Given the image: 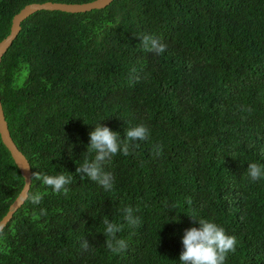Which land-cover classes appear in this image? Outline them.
Masks as SVG:
<instances>
[{
	"label": "trees",
	"instance_id": "1",
	"mask_svg": "<svg viewBox=\"0 0 264 264\" xmlns=\"http://www.w3.org/2000/svg\"><path fill=\"white\" fill-rule=\"evenodd\" d=\"M45 1L91 0H0V41L14 14ZM144 34L166 51H146ZM0 98L31 168L28 196L0 231V264H181L184 232L199 227L191 217L236 237L225 264H264V177L247 176L249 163L264 165V0L36 11L2 56ZM98 124L121 140L128 127L150 133L103 163L110 191L76 173L94 159L86 151ZM37 172L71 175L67 194L35 180ZM23 183L0 137V220ZM36 193L39 204L29 198ZM126 207L139 225L124 219ZM105 216L122 226L126 250L106 247Z\"/></svg>",
	"mask_w": 264,
	"mask_h": 264
},
{
	"label": "clouds",
	"instance_id": "2",
	"mask_svg": "<svg viewBox=\"0 0 264 264\" xmlns=\"http://www.w3.org/2000/svg\"><path fill=\"white\" fill-rule=\"evenodd\" d=\"M144 49L156 54H163L166 51L167 45L162 43L155 36L144 34L137 37ZM135 72V69L132 70ZM139 77H136L138 80ZM149 129L143 124L126 128L124 139H120L118 132L112 131L109 127L98 124L95 129L89 133V145L87 151L95 153L94 159H85L84 162L77 166L76 173L81 176V179H89L97 182L104 188L105 191H110L113 188L114 177L111 173L103 171V163L122 152L127 156L130 154V148H138L139 144L136 141H145L148 139ZM163 148L161 145H155L153 152L156 155L162 154ZM35 180L42 181V184L51 187L57 194L63 192L67 194L68 188L66 185L72 182L71 175L59 173L57 175H47L41 172L33 173ZM247 176L253 181H257L264 177V165L258 162L249 163L247 166ZM30 200L33 204H39L42 200V194H30ZM191 203V200L188 201ZM124 219L133 226L139 225L140 218L133 215L134 209L126 207L123 210ZM47 210L41 209L40 215H46ZM193 223H198L199 227H191L186 229L182 237L183 250L180 254L181 264H225L229 252L236 250V237L227 235L223 227L218 226L214 222H210L204 218L191 217ZM105 226L104 235L107 237L106 247L112 251L119 253L126 250L127 243L123 239L117 238V233L121 231V225L109 220L107 216L103 218ZM3 225H0L2 231ZM89 242L84 239L81 247L86 251L89 248Z\"/></svg>",
	"mask_w": 264,
	"mask_h": 264
},
{
	"label": "water",
	"instance_id": "3",
	"mask_svg": "<svg viewBox=\"0 0 264 264\" xmlns=\"http://www.w3.org/2000/svg\"><path fill=\"white\" fill-rule=\"evenodd\" d=\"M113 0H91L83 3H66V2H35L29 3L21 8L16 14L13 15L10 25L9 33L0 41V63L2 56L12 44L17 34L21 29V23L31 14L39 10H60L64 12H86L92 9H101L109 5ZM0 137L3 144L10 152L13 160L17 164L24 183L16 198L10 204L6 214L1 218L0 225H5L11 219L13 213L24 203L28 196V191L31 183V168L26 156L18 149L14 143L10 131L8 128L7 121L4 116V111L0 98Z\"/></svg>",
	"mask_w": 264,
	"mask_h": 264
}]
</instances>
